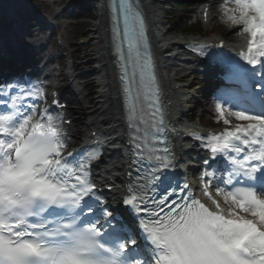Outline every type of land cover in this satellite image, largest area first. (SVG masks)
Here are the masks:
<instances>
[{
  "label": "snow or ice",
  "instance_id": "1",
  "mask_svg": "<svg viewBox=\"0 0 264 264\" xmlns=\"http://www.w3.org/2000/svg\"><path fill=\"white\" fill-rule=\"evenodd\" d=\"M234 2L238 15L228 19L239 29L233 34L251 37L238 60L252 71L218 58L224 103L215 107L223 124H230L226 116L242 123L220 135L192 137L210 153L203 160V192L213 211L187 181L178 185L170 175L178 165L164 135L144 19L136 0H112L113 64L130 152L121 204L132 222L91 179L102 149L65 158L61 126L71 121L55 109L38 112L46 90L23 79L50 25L24 0L0 6V264H264V0ZM192 51L207 55L205 48ZM218 156L231 167L213 184L209 161Z\"/></svg>",
  "mask_w": 264,
  "mask_h": 264
},
{
  "label": "bare ground",
  "instance_id": "2",
  "mask_svg": "<svg viewBox=\"0 0 264 264\" xmlns=\"http://www.w3.org/2000/svg\"><path fill=\"white\" fill-rule=\"evenodd\" d=\"M5 2L6 4H11V0H0V2ZM148 10L149 15H152V21L154 22L153 28L156 27V30H154V35L156 40L159 38L157 37V33L161 35L163 32L160 28H158V25H160V16H159V8L157 6L158 1L156 0H142ZM152 2H156V4H153ZM216 3V1H214ZM103 15L99 18V21H102ZM227 23L228 31L230 33L237 32L239 29V26H235L229 21V19L224 20ZM99 22V23H100ZM91 29L87 31L86 33L91 35L93 37V42L97 43V47L102 51V54L100 56L101 62H102V72L104 73L102 78L104 80V89L102 92L101 98H103L102 104L99 100L98 102L94 99L93 95H89L88 97H84L83 94L79 93L75 95V101L78 104V107L74 110L72 107L68 108V117L73 119L74 125L76 126L75 129L78 133H82L81 130H78L82 125L92 127L90 129V133L94 130H96V125L100 120H108L104 125L105 126H116L119 124V120L116 118L115 111L119 105L118 99L116 98L117 90L114 85V73L112 72L110 68V60L108 57V48L106 47L107 42V36L105 35V27L102 26V24H95L90 27ZM242 34L234 35L232 34L231 39L233 41L241 42L240 40L242 38ZM238 39V40H237ZM162 41V40H160ZM160 43V42H158ZM166 47H168V52H160L161 60L165 67L163 68V74H165L166 70L169 68L172 69L171 72H167L164 75L165 82L167 84V91L168 93L173 97V100L175 101V108L178 109L179 113H185V109L183 105L181 104V99L174 95V87H173V80L176 78V74L173 75V72L176 71L177 73H184L186 74L188 69H181V62L187 57V54H184L182 52V47L166 42ZM171 55V56H170ZM164 57L166 58L164 60ZM184 63V62H183ZM90 64V63H89ZM88 64V65H89ZM190 68L194 66V63L188 64ZM178 78V77H177ZM176 78V79H177ZM175 96V97H174ZM187 96V95H186ZM187 98V97H186ZM92 104H95V108L102 110L103 114L101 117L98 118H91L89 113L87 112L88 109L93 108ZM101 104V105H100ZM96 109V110H97ZM179 151L185 150V144H180Z\"/></svg>",
  "mask_w": 264,
  "mask_h": 264
},
{
  "label": "rangeland",
  "instance_id": "3",
  "mask_svg": "<svg viewBox=\"0 0 264 264\" xmlns=\"http://www.w3.org/2000/svg\"><path fill=\"white\" fill-rule=\"evenodd\" d=\"M172 1H182V0H172ZM175 5L174 2L170 3L167 6H161L160 8V20L163 22H166L168 19V15L169 12H171V8L172 6ZM50 7V5H48ZM65 8V5L58 9V11H63V9ZM219 8V5H217V7L215 8V12H214V21L212 22V24L209 25H204L203 26V34H211L212 37H223V38H227L228 34L227 33L225 36H223L222 34L225 32L224 29H221V25H220V19L223 14L221 12ZM196 9L197 11L201 10V8H198V6L196 5ZM195 11V8L191 9L190 11L187 12H181L184 16H188L191 15L190 12ZM166 12H168L167 14H165ZM197 14V13H196ZM195 15V14H194ZM183 16V20L184 22H189L190 24H193L195 21V18H192V20H187L185 17ZM98 17V12H94L93 15H91L90 19H86L84 17H79L77 18L74 22H77L80 25H76V26H66V38H67V42L68 44L71 46V52L76 54L79 64H81V70H80V74L84 77V76H88V73H92V71L95 69V67L97 66L96 64H91V65H84V63L86 62H92L93 60H95L96 58H98L100 56L99 53H101L100 49L97 47V44L94 42L92 43V50L88 51V52H82L83 51V44H85L88 41H92V36L87 34L86 32L89 31L92 27V25H95L98 23L97 20H95ZM163 29V28H162ZM169 29V27L164 28L163 30H167ZM216 31V33H214ZM81 36H83L84 38L81 39ZM182 75V73H180ZM99 80V79H98ZM98 80L96 79V77L94 78V80H92V82H90L91 84V89L87 90L88 92H86V94L84 95L85 97H88L89 94H94V96H96L97 98V93L99 91H101V89L99 91L95 90V86L98 83ZM94 81V82H93ZM81 88H83V86H81ZM73 107H75L76 105L73 104ZM189 111H188V115L192 116L195 112H194V108L195 105L190 106L187 105ZM76 108V107H75ZM90 111V112H89ZM204 111V116L202 118V120H200V122H206V123H210V121L212 119H214V115L213 113V109L212 106H207L206 102L205 104L200 107V111H197L196 114H200L201 112ZM88 112L91 115L92 110L88 109ZM195 123H198V120H195ZM222 121L220 120V118H218L215 122H213V124L215 126L221 124ZM82 127V126H81ZM80 127V128H81ZM88 128H84V130ZM89 134V133H88Z\"/></svg>",
  "mask_w": 264,
  "mask_h": 264
}]
</instances>
